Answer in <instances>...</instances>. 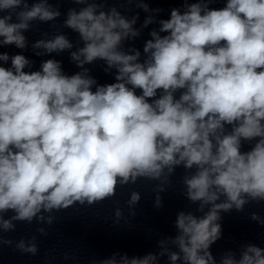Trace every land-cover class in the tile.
<instances>
[{
	"label": "clouds",
	"instance_id": "clouds-1",
	"mask_svg": "<svg viewBox=\"0 0 264 264\" xmlns=\"http://www.w3.org/2000/svg\"><path fill=\"white\" fill-rule=\"evenodd\" d=\"M72 2L82 7L69 9L63 26L82 42L70 51L80 71L66 74L55 58L35 69L24 54L0 52V233L33 219L51 225L52 213L101 204L138 180L155 182L160 207V193L183 166L190 173L184 195L208 211L179 212L178 234L160 240L159 253L114 252L89 264H264V247L255 244L219 261L211 250L223 235L221 212L264 202V0H182L158 20L163 9L149 0H122L126 10L148 14L141 27L158 24L143 59L140 50L123 48L141 34L139 11L129 18L116 6L105 10L107 0ZM60 16L49 0H0V47L26 49L33 22ZM31 47L51 57L74 44L57 33ZM96 61L106 74L115 70L113 82L89 74L85 65ZM140 199L131 191L130 215ZM251 219L264 225L256 213ZM35 240H19L16 250L35 256ZM12 243L0 235V246Z\"/></svg>",
	"mask_w": 264,
	"mask_h": 264
}]
</instances>
